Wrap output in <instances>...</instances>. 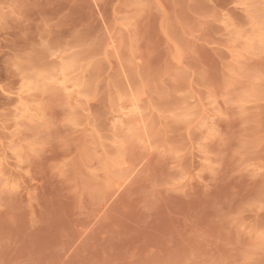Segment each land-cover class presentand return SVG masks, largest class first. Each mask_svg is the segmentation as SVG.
Instances as JSON below:
<instances>
[{"label": "rangeland", "instance_id": "obj_1", "mask_svg": "<svg viewBox=\"0 0 264 264\" xmlns=\"http://www.w3.org/2000/svg\"><path fill=\"white\" fill-rule=\"evenodd\" d=\"M0 264H264V0H0Z\"/></svg>", "mask_w": 264, "mask_h": 264}, {"label": "bare ground", "instance_id": "obj_2", "mask_svg": "<svg viewBox=\"0 0 264 264\" xmlns=\"http://www.w3.org/2000/svg\"><path fill=\"white\" fill-rule=\"evenodd\" d=\"M112 44H113V43H112ZM132 104H133V105H132L131 107L129 106V108H132V109H131L132 111L130 110V113H132V112L135 113L139 108L137 107V104H134V103H132ZM125 112H127V111H125ZM138 112H139V111H138ZM138 112H137V113H138ZM121 113H122V112H121ZM121 113H120V114H121ZM124 115H126V114H124V113L121 114L122 117H123ZM132 115H133V114H132ZM134 115H136V113H135ZM134 115H133V116H134ZM138 115H139V114H138ZM123 118H124V117H123Z\"/></svg>", "mask_w": 264, "mask_h": 264}]
</instances>
